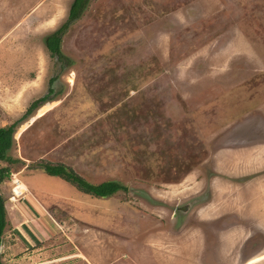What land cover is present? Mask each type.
<instances>
[{"label":"rangeland","instance_id":"obj_1","mask_svg":"<svg viewBox=\"0 0 264 264\" xmlns=\"http://www.w3.org/2000/svg\"><path fill=\"white\" fill-rule=\"evenodd\" d=\"M72 2L0 0V127L17 122L0 161L2 264L236 263L198 215L226 191L264 217V177L220 172L264 145V0H88L57 59L44 40ZM40 163L125 190L86 194ZM200 227L199 250L181 235Z\"/></svg>","mask_w":264,"mask_h":264},{"label":"crops","instance_id":"obj_2","mask_svg":"<svg viewBox=\"0 0 264 264\" xmlns=\"http://www.w3.org/2000/svg\"><path fill=\"white\" fill-rule=\"evenodd\" d=\"M261 150L258 151L259 153L255 154V155H251V152L247 153L250 154L248 157H241L239 155H235V157H237V162L235 163L234 166L233 163L230 165V167L228 169V171L226 170H221L220 172L227 175L229 178H238V177H264V145H261ZM226 176V177H227ZM252 178V179H253ZM224 179V178H223ZM235 182V181H234ZM238 182V179H237ZM236 182V183H237ZM217 183V182H216ZM235 183V184H236ZM244 183V182H242ZM263 187V183L261 185ZM215 190H217V188H214ZM219 191V190H217ZM225 192V194H224ZM221 192L223 195V198L227 201V192L224 191ZM216 193V192H215ZM229 197V196H228ZM225 200H220L219 203H206L203 207V209L201 210V212H199L198 215V220L202 221V222H210L212 220H215L216 218L220 217L223 215V213L225 214V216H228L229 214H233L235 215L234 218H238L241 220V224L239 226H232L230 228L225 229L222 232H216L213 234L214 238L218 239L219 243V247L214 248V246H217V242H213L214 245L213 247H210V250L214 251L213 253H220L221 256H223L224 254H228L229 256L233 257V261H235L236 263L234 264H246V258L243 261H238L236 259H238V255L239 253H242L243 251V245L244 243L247 241V239L249 238V236L252 233H257L255 231H258L257 234H262L264 235V217H261V215H258V218H254L253 216H251L249 213H244V210H237L235 207L230 206H226V201ZM239 211H241V215L242 216H238ZM223 212V213H222ZM251 216V218H250ZM262 219H259V218ZM243 221V222H242ZM237 223H233L231 225H235ZM230 225V226H231ZM191 237L193 239H191ZM181 240H195V241H199L198 242V246H199V250L205 247V238L202 236L200 229H194L193 233L191 234V231H188L187 233L182 232L181 235ZM238 246V249L235 250L236 251V255L233 253V251L236 247ZM202 247V248H201ZM231 251V252H230ZM259 253H257V255H255V257H253L251 260H253L254 258H256V256L260 255L261 252H264V249L262 248L260 251H257ZM206 256V255H205ZM204 256V257H205ZM26 257V255H25ZM35 255H32V258H35ZM207 258V257H206ZM29 256L27 255V262L29 263ZM187 259V258H186ZM202 261V260H201ZM205 262V259L202 261V263ZM121 262H119L120 264ZM200 263V261H199ZM118 264V263H117ZM121 264H127L126 261L122 262ZM128 264H135V262L133 261V259H128ZM169 264H174L173 262H170ZM206 264H210L209 262H207ZM257 264H264V260H261L259 263Z\"/></svg>","mask_w":264,"mask_h":264},{"label":"trees","instance_id":"obj_3","mask_svg":"<svg viewBox=\"0 0 264 264\" xmlns=\"http://www.w3.org/2000/svg\"><path fill=\"white\" fill-rule=\"evenodd\" d=\"M87 2L88 0H73L66 21L60 26V28H58L51 35L45 38V46L53 56L57 57V59L63 58V54L60 50V41L62 33L65 32V30L68 28V26L73 20L77 19L80 16L82 9L87 4ZM48 91V94L43 95L42 97L34 100L29 105L26 112L20 117L19 122L31 115L33 110L39 107L41 104L48 102L52 99L49 96L50 93H52V90L49 89ZM16 125L17 122H14L8 127H0V161H11V158L8 156V151L10 150L13 144L12 134ZM38 167L42 169L47 175L59 177L64 181L76 186L82 192L96 197L106 198L118 189L125 190V186L118 183L117 181L101 183L97 186L91 185L86 182L81 176L77 175L72 169L68 168L63 164L40 163ZM7 175V169L0 167V180H3ZM6 224V210L4 200L0 194V246L1 238ZM0 264H2L1 252Z\"/></svg>","mask_w":264,"mask_h":264},{"label":"flooded vegetation","instance_id":"obj_4","mask_svg":"<svg viewBox=\"0 0 264 264\" xmlns=\"http://www.w3.org/2000/svg\"><path fill=\"white\" fill-rule=\"evenodd\" d=\"M207 203H210V201L209 200H207L206 201ZM211 203H213V201L211 202ZM204 206H206V205H204ZM223 213V212H222ZM238 220V221H237ZM212 224H215V227L213 228V229H211L210 230V232H211V234L209 235V237H211L210 239L212 240V238H214V236H213V232H222V231H224L225 229H227V228H230V227H232V226H239L241 223V220L240 219H236V218H234L233 219V216H231V215H228V216H225V214L223 213V215L222 216H220V217H218V218H216L215 220H212V221H210ZM210 223V224H211ZM233 223H237V224H235V225H231V224H233ZM231 225V226H230ZM200 229V231H201V234H202V236L203 237H205V234L207 233V230L205 229V227H200L199 228ZM213 230H216V231H213ZM259 236V238L262 240V243L256 248V251H257V249H258V251H260L261 249H262V247L264 246V236H262V234H257V233H252L250 236H249V238L247 239V241L244 243V245H243V250L245 249V246H247L248 244H250L251 245V242H254L255 241V236ZM255 251V252H256ZM243 252V251H242ZM254 254L255 253H251L250 255H248L247 257H245V256H243L241 253H239V255H238V261H242V259H243V261L245 260V258H246V264H253V262H254V260L255 259H259L260 257H261V254L260 255H258V256H256V258H254L253 260H251L253 257H254ZM263 256H264V254H262ZM262 256V257H263ZM250 258V259H249ZM262 260V259H261ZM261 260H259V261H261Z\"/></svg>","mask_w":264,"mask_h":264},{"label":"built area","instance_id":"obj_5","mask_svg":"<svg viewBox=\"0 0 264 264\" xmlns=\"http://www.w3.org/2000/svg\"><path fill=\"white\" fill-rule=\"evenodd\" d=\"M14 192V191H13ZM22 192L19 190V192L18 193H14V194H18V195H20Z\"/></svg>","mask_w":264,"mask_h":264},{"label":"water","instance_id":"obj_6","mask_svg":"<svg viewBox=\"0 0 264 264\" xmlns=\"http://www.w3.org/2000/svg\"><path fill=\"white\" fill-rule=\"evenodd\" d=\"M184 209V208H183ZM185 210V209H184ZM190 210V209H189ZM186 211V210H185ZM0 252H1V247H0Z\"/></svg>","mask_w":264,"mask_h":264}]
</instances>
